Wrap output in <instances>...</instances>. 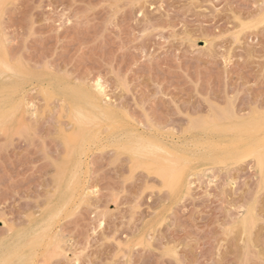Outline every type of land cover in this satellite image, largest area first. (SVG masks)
I'll return each instance as SVG.
<instances>
[{"label": "rangeland", "instance_id": "1", "mask_svg": "<svg viewBox=\"0 0 264 264\" xmlns=\"http://www.w3.org/2000/svg\"><path fill=\"white\" fill-rule=\"evenodd\" d=\"M263 121L264 0H2L0 264H261Z\"/></svg>", "mask_w": 264, "mask_h": 264}, {"label": "bare ground", "instance_id": "2", "mask_svg": "<svg viewBox=\"0 0 264 264\" xmlns=\"http://www.w3.org/2000/svg\"><path fill=\"white\" fill-rule=\"evenodd\" d=\"M1 2H2V0H0V8H1ZM8 67V66H7ZM99 80V79H98ZM101 88H103L102 87V85L100 86ZM97 88V87H96ZM101 91V90H100ZM104 101V100H103ZM25 107V106H24ZM29 107V106H28ZM30 111V110H29ZM28 112V111H27ZM260 120H258V122H259ZM264 122V121H263ZM82 123V122H81ZM193 123V122H192ZM261 123V122H260ZM23 125V124H22ZM192 125H194V124H192ZM4 126V125H3ZM25 126V125H24ZM197 126H198V124H197ZM251 126V125H250ZM257 126V125H256ZM2 128V127H1ZM260 129H264V125L263 126H261V127H259ZM72 133V132H71ZM99 136V135H98ZM64 137V136H63ZM98 138V137H97ZM96 138V139H97ZM64 139H66V138H64ZM264 139V138H263ZM213 143V142H212ZM69 144H70V146L72 147V140L71 141H69ZM159 144V143H158ZM153 145V144H152ZM192 145V144H191ZM257 145V144H256ZM260 145V144H259ZM264 145V144H263ZM262 145V146H263ZM151 147V146H150ZM70 148V147H69ZM169 148V147H168ZM254 148V147H253ZM252 148V149H253ZM256 148V147H255ZM257 148H259V147H257ZM139 149V148H138ZM137 149V150H138ZM144 149V148H143ZM170 149V148H169ZM71 150V149H70ZM135 149H132L131 151H134ZM255 150V149H254ZM130 151V152H131ZM176 151V150H175ZM250 151V150H249ZM138 152H139V150H138ZM150 152V153H149ZM148 152V154H153L154 152V154H156V151L155 150H151L150 149V151ZM255 152V151H254ZM256 152H257V150H256ZM255 152V153H256ZM261 152H263V151H261ZM141 153V151L138 153V154H140ZM175 153V152H174ZM179 153V152H178ZM178 153H177V155H178ZM258 153H260V152H258ZM133 154H135V152L133 153ZM145 154H147V153H145ZM249 154V153H248ZM252 154H254V153H252ZM262 154V153H261ZM165 155H167V154H165ZM165 155H163V157H166ZM256 155V154H255ZM254 155V156H255ZM138 156V155H137ZM141 156H144L145 157V155H141ZM156 156V155H155ZM154 155H153V157H155ZM172 156V155H171ZM171 156H167V158H165L166 159V161H164V159H162L163 161H164V168H163V174H166L167 176L169 175L170 176V178L172 179V180H174V179H176V178H178L179 177V173H178V169H176V167H177V165H176V161H178V159L176 160L175 158H174V161H175V163L173 164V158H171ZM259 155L257 154V157H258ZM140 157V156H139ZM139 157L137 158V159H139ZM146 157H148V155L146 156ZM173 157V156H172ZM143 158V157H142ZM158 158H160L159 157V154H158ZM162 158V157H161ZM184 158V157H183ZM240 158V157H239ZM256 158V157H255ZM260 158V157H259ZM264 158V157H263ZM147 159V158H146ZM262 159V158H261ZM150 160V159H149ZM167 160L168 161H170L169 163H167ZM182 160V159H181ZM190 160V159H189ZM264 160V159H263ZM134 161V160H133ZM135 161L137 162V161H140V159L139 160H136V158H135ZM256 161H258V160H256ZM135 162V163H136ZM264 162V161H263ZM261 160H260V163H263ZM259 164V163H258ZM163 165V164H162ZM172 165V166H171ZM140 166V165H139ZM149 168V167H148ZM155 170V169H154ZM63 171V170H62ZM166 176V177H167ZM61 179V178H60ZM57 186V185H56ZM94 195V194H93ZM252 210V209H251ZM246 212V211H245ZM252 212H253V210H252ZM251 213V212H250ZM243 216H245V215H243ZM251 216V215H250ZM250 216H245V218L244 219H242V223H243V225L246 227L247 225H248V218L250 217ZM242 218V217H241ZM253 218V216L251 217V219ZM2 220V219H1ZM252 222V221H251ZM249 223H250V221H249ZM2 224H4V223H2ZM248 227V226H247ZM56 246V245H55ZM57 248V247H56ZM58 249V248H57ZM54 252V251H53Z\"/></svg>", "mask_w": 264, "mask_h": 264}, {"label": "snow or ice", "instance_id": "3", "mask_svg": "<svg viewBox=\"0 0 264 264\" xmlns=\"http://www.w3.org/2000/svg\"><path fill=\"white\" fill-rule=\"evenodd\" d=\"M70 22V21H69ZM101 81L100 80H97V86H98V89L102 91V88L100 87L101 86ZM168 253L170 255H175V246H172V248L170 250H168ZM77 264H79V262H77ZM177 264H180L179 261H177ZM241 264H244V262H241ZM261 264H264V260L261 261Z\"/></svg>", "mask_w": 264, "mask_h": 264}]
</instances>
